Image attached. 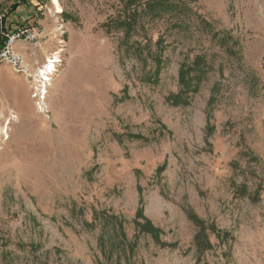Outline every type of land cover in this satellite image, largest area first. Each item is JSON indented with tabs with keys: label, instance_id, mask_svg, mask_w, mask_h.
<instances>
[{
	"label": "rangeland",
	"instance_id": "374dc122",
	"mask_svg": "<svg viewBox=\"0 0 264 264\" xmlns=\"http://www.w3.org/2000/svg\"><path fill=\"white\" fill-rule=\"evenodd\" d=\"M59 3L8 7H47L48 40L17 46L60 61L41 93L0 66V264H264V0Z\"/></svg>",
	"mask_w": 264,
	"mask_h": 264
},
{
	"label": "built area",
	"instance_id": "2783aa9c",
	"mask_svg": "<svg viewBox=\"0 0 264 264\" xmlns=\"http://www.w3.org/2000/svg\"><path fill=\"white\" fill-rule=\"evenodd\" d=\"M10 1L0 0V66L3 64L11 66L14 71L25 77L32 89L39 90V93H41L42 89L46 90V85L42 86V82L50 79L52 71L48 70L43 73V70L39 69L37 72L34 64L25 57L22 49L18 48L17 45L21 43L22 46L30 44L33 47H39L48 40L49 36L46 28L37 22L45 16L47 7H39L36 8L37 10L33 9L35 13H33L34 11L31 12V15L26 19V23L15 25L12 22V13H9L10 10L7 6ZM52 3L55 7V13H62L63 10H58L54 0H52ZM30 19L33 20V23L30 22ZM51 63L55 65L56 62ZM48 72L50 73L49 76Z\"/></svg>",
	"mask_w": 264,
	"mask_h": 264
},
{
	"label": "trees",
	"instance_id": "16d2710c",
	"mask_svg": "<svg viewBox=\"0 0 264 264\" xmlns=\"http://www.w3.org/2000/svg\"><path fill=\"white\" fill-rule=\"evenodd\" d=\"M152 3H155L153 1ZM125 25L128 29H131V24L129 22H126ZM155 63H156V72L158 73L160 70V67L162 65V59L160 55H154L153 57ZM201 70V60L197 59L195 60L191 65L182 67L180 71V80H179V91L177 94L173 95V102L175 104H185L187 103V95L189 92L196 91V87L194 85V80L198 78L197 74H194V72ZM248 193V191L245 189L243 190V194ZM141 216V214H139ZM191 218L193 219V216L191 215ZM104 219L107 221V223H114L113 217L110 215L104 216ZM198 225H200L201 229L197 232L195 235V244L197 246V249L199 252L203 253L205 251H208L213 248V244L210 241V238L207 234V228L203 227L201 225L200 220L193 219ZM138 226L140 227V231L148 232L152 235V237L158 242L163 245H166L163 243L159 237H158V230L151 224L149 221H145V223H138ZM122 238L125 239L124 233H122ZM105 260L100 262L99 264H119L116 260H114V253L113 251H109V253H105L104 255Z\"/></svg>",
	"mask_w": 264,
	"mask_h": 264
},
{
	"label": "bare ground",
	"instance_id": "6f19581e",
	"mask_svg": "<svg viewBox=\"0 0 264 264\" xmlns=\"http://www.w3.org/2000/svg\"><path fill=\"white\" fill-rule=\"evenodd\" d=\"M54 3H55V5H56V7L58 8V10L60 11V10H62V7H61V5H60V3H59V0H54ZM57 57V56H56ZM57 61H60V60H58L57 58H56V60L55 61H51V62H57ZM54 63H51V64H48L47 66H46V69L45 70H43V73H45V71H48V70H50V71H53V69H54ZM12 117L13 118H15L16 116L15 115H12ZM9 124V122L7 123V125ZM8 126H3V128H2V130L4 131V133L7 135L8 134Z\"/></svg>",
	"mask_w": 264,
	"mask_h": 264
},
{
	"label": "crops",
	"instance_id": "0c3cea01",
	"mask_svg": "<svg viewBox=\"0 0 264 264\" xmlns=\"http://www.w3.org/2000/svg\"><path fill=\"white\" fill-rule=\"evenodd\" d=\"M15 1L16 0H11L10 1V4L11 3H15ZM33 1V3L34 4H36V3H38V0H32ZM34 4H31L29 7H26L25 5H23V4H17V7H16V9H17V11H22V10H25V11H27L29 8H33L34 7ZM8 7H9V5H7ZM25 8V9H24ZM16 11V12H17ZM22 12H24V11H22ZM26 17V16H25Z\"/></svg>",
	"mask_w": 264,
	"mask_h": 264
}]
</instances>
